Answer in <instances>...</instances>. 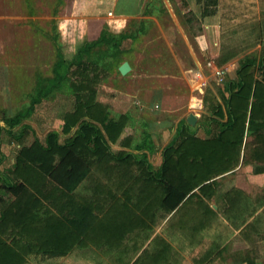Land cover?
Returning a JSON list of instances; mask_svg holds the SVG:
<instances>
[{
    "label": "trees",
    "instance_id": "obj_1",
    "mask_svg": "<svg viewBox=\"0 0 264 264\" xmlns=\"http://www.w3.org/2000/svg\"><path fill=\"white\" fill-rule=\"evenodd\" d=\"M26 1L33 15L34 0ZM148 10L141 12L145 15ZM139 23L144 29V22ZM144 32L101 33L79 49L76 62L67 64L65 77L73 108L63 115L62 133H70L76 126L68 137L59 138L57 131L47 132L42 140L35 135L24 121L37 101L32 97L24 113L3 120L0 165L4 158L2 135L18 147L13 166L0 170L1 182L5 189H13L14 195L11 201H0V264H25L32 254L64 257L75 248L89 246L119 250L130 233L150 227L158 210L165 216L180 203L207 196L214 179L234 168L241 155L244 163H264L263 18L258 54L243 56L234 79L222 85L229 90L228 97H224L225 112L211 90L202 96L206 110L203 116L210 120L215 137L208 139V133L206 137L196 135L185 124L175 142L163 152L159 178L148 169L145 154L111 149L124 122L123 117H112L97 101L99 72L109 67L107 56L119 64L124 61L121 57L127 49L123 43L137 41ZM257 73L260 78H255ZM223 117L222 122L219 119ZM252 125V138L244 141ZM30 136L33 139L28 142ZM56 169L57 179L52 175ZM84 179L82 188L76 190ZM145 258L144 252L133 264ZM147 264H156L154 258Z\"/></svg>",
    "mask_w": 264,
    "mask_h": 264
},
{
    "label": "rangeland",
    "instance_id": "obj_2",
    "mask_svg": "<svg viewBox=\"0 0 264 264\" xmlns=\"http://www.w3.org/2000/svg\"><path fill=\"white\" fill-rule=\"evenodd\" d=\"M29 9L26 0H0V124L24 113L32 97L37 101L24 121H31L41 138L50 129L59 131L65 110L71 108L73 96L65 73L67 64L77 61L76 41L99 34L97 26L103 27L101 33L118 32L127 22L136 26L140 20L145 23L144 34L123 43L127 53L121 61L130 60L131 70L120 76L117 65L101 69L96 99L114 112L129 103L136 107V132L141 123L156 130L159 121L170 123L193 113L196 121L190 130L204 135L208 129L204 92L224 85L243 56L257 54L264 19V0H151L149 5L148 0H60L58 4L34 0L35 13L29 14ZM145 9L149 13L144 15ZM228 56L229 62L222 63ZM222 67L230 70L219 79L215 69ZM148 138L144 136L147 143ZM17 147L2 135L0 170L11 167ZM59 169L52 174L56 179ZM12 194L13 189H5L0 179V201H11ZM125 262L123 252L90 247L65 257L32 254L25 264Z\"/></svg>",
    "mask_w": 264,
    "mask_h": 264
},
{
    "label": "crops",
    "instance_id": "obj_3",
    "mask_svg": "<svg viewBox=\"0 0 264 264\" xmlns=\"http://www.w3.org/2000/svg\"><path fill=\"white\" fill-rule=\"evenodd\" d=\"M137 23L138 25L135 26L136 23L131 25L127 22L126 27L121 31L112 33L124 31L135 33L138 30H146V28L141 29L140 23ZM98 24H100L99 21ZM97 27L99 34L89 36V39L87 38L82 43L76 41L74 48L77 56L80 48L91 43L98 35L100 36L103 27ZM260 45L261 42H259L257 54ZM110 58V56L105 58L108 68L111 69L113 65H117L115 69L118 70V66L123 61L119 64L114 58H112V61ZM129 61L127 60L130 65ZM228 62L229 60L225 64ZM210 63L215 66L214 61ZM242 63L241 58L238 60L237 66ZM222 69L224 68L222 67ZM225 69L227 72L225 71L223 76L227 75L230 70L229 67H225ZM233 71L234 74L228 75V79H234L235 70ZM185 72L182 70V75ZM119 75L121 76L120 73ZM255 78H260V75L257 73ZM97 84L98 82L96 87ZM212 91L221 104L223 112H225L224 97H228L229 90L227 91L224 86H221L217 87L216 91L214 89ZM126 96L128 95L126 94ZM105 106L112 117L115 119H118L119 116L123 117L124 122L120 136L116 142L111 143V149L114 152L120 150L135 155L145 154L148 169L157 178L161 175L164 150L175 142L180 131L186 127H184L185 124L189 128L193 126L186 122L189 113L185 116H178L173 122L170 120V123H165L164 120L159 121L158 125H155L156 130H153L152 125H149V123H141L142 127L139 132H136L139 116L136 107H131L129 103V105L122 107V111L114 112L111 107ZM156 107L155 104L152 109H156ZM72 108L73 100L71 108L65 110L64 113ZM61 119V129L59 131L50 129L47 132L57 131L61 136L60 138L64 139L73 132L76 126L70 133L63 134V116ZM219 120L223 122L225 118ZM27 123L31 125L35 135L42 140L47 132L41 138L37 135L32 122L27 121ZM253 128L254 125L246 130L244 141L251 140L250 133ZM202 130L204 131V127ZM189 131L201 137H206L208 133V139L216 136V133L213 134L209 119L208 129L205 128L204 135L194 132V130ZM144 136L149 137L148 143L145 141ZM30 137L32 141L33 137ZM122 141L127 144L123 145ZM84 181L85 179L80 183L79 189L84 185ZM161 213V210L157 211L153 223H148L149 228L136 234L130 233L119 250H106L94 246L83 249L92 247L109 252H123L126 258L124 264H133L144 252L147 259H143L140 264H147L151 258H154L156 264H264V163L258 164L254 161L244 163L241 155L240 161L234 168L227 170L214 179V183H211L208 187L207 196L180 203L176 209L165 216ZM77 249L82 250L81 248H75L71 253Z\"/></svg>",
    "mask_w": 264,
    "mask_h": 264
},
{
    "label": "water",
    "instance_id": "obj_4",
    "mask_svg": "<svg viewBox=\"0 0 264 264\" xmlns=\"http://www.w3.org/2000/svg\"><path fill=\"white\" fill-rule=\"evenodd\" d=\"M131 69L129 63L127 61H123L119 66H118V71L121 75H125L127 72H129ZM196 121V116L192 113H190L187 118L186 122L190 125H194Z\"/></svg>",
    "mask_w": 264,
    "mask_h": 264
},
{
    "label": "built area",
    "instance_id": "obj_5",
    "mask_svg": "<svg viewBox=\"0 0 264 264\" xmlns=\"http://www.w3.org/2000/svg\"><path fill=\"white\" fill-rule=\"evenodd\" d=\"M225 70L220 68V69H215V74L219 77V79L221 77H223V74H224Z\"/></svg>",
    "mask_w": 264,
    "mask_h": 264
}]
</instances>
